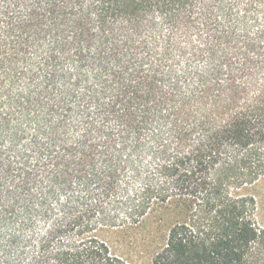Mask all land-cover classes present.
I'll use <instances>...</instances> for the list:
<instances>
[{"label":"trees","instance_id":"1","mask_svg":"<svg viewBox=\"0 0 264 264\" xmlns=\"http://www.w3.org/2000/svg\"><path fill=\"white\" fill-rule=\"evenodd\" d=\"M0 264H264V0H0Z\"/></svg>","mask_w":264,"mask_h":264}]
</instances>
